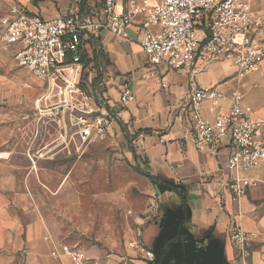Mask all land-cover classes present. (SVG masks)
<instances>
[{
    "label": "crops",
    "instance_id": "1",
    "mask_svg": "<svg viewBox=\"0 0 264 264\" xmlns=\"http://www.w3.org/2000/svg\"><path fill=\"white\" fill-rule=\"evenodd\" d=\"M86 1L0 0V18L17 5L44 20L76 13L91 21L86 54L101 74L103 96L113 115L110 136L97 150L130 157L149 186L147 200L129 213L133 223L124 244L73 242V227L67 222L87 218L88 210L69 173L56 172V164L62 163L63 169L70 164L67 136L56 134V115H42L39 123L31 113L10 114L1 108L23 99L8 98L12 83L7 69L14 67V54L0 48V264H76L64 248L81 251L87 264H119L122 258L129 264H264V162L250 172L232 173L226 169L227 148L217 156L198 151L188 116L191 70L148 63L138 40L143 15H135L132 25L116 34L100 27L105 19L96 20ZM254 8L264 16V0ZM128 10L129 0L117 1V14ZM194 76L202 86L217 87L228 96L240 92L248 117L261 123L264 136V62L259 72L244 79L229 60L197 69ZM123 86L135 95L126 108L119 105ZM24 102L35 105L32 99ZM40 102L54 103L46 98ZM231 106L230 99L205 102L201 114L212 121L219 112L229 113ZM246 176L257 185L239 199L223 189L229 178ZM110 216L116 221L119 213ZM236 226L251 235L248 256L231 239ZM135 243L154 251L157 259L146 261Z\"/></svg>",
    "mask_w": 264,
    "mask_h": 264
},
{
    "label": "built area",
    "instance_id": "2",
    "mask_svg": "<svg viewBox=\"0 0 264 264\" xmlns=\"http://www.w3.org/2000/svg\"><path fill=\"white\" fill-rule=\"evenodd\" d=\"M117 1L87 0L86 6L96 20L105 19L100 27L116 34L131 26L135 15H143L138 40L148 63L154 67L165 65L173 71L191 70L188 116L196 149L217 156L227 148L226 169L232 173H247L259 167L264 162V136L261 123L248 117L243 95L234 92L228 96L217 87L202 86L194 76L197 69L204 71L221 60L231 61L240 79L260 71L264 62V16L254 8L258 0H129V10L121 14L116 13ZM90 26L91 21L76 13L44 20L30 16L17 5L0 18L3 41L7 47H16L18 65L48 84L51 94L46 99L54 103L44 116L66 114L64 136L75 129L79 140L87 144L106 141L113 123L109 100L101 89L103 83L93 90L90 85L94 81L87 79L85 84L94 91L92 94L82 86L84 65L80 59L87 52ZM226 99L232 103L229 113L219 112L212 121L202 117L203 103L218 104ZM134 101L133 91L123 86L119 105L126 108ZM65 147L70 154V141ZM255 185L257 181L249 176L233 177L223 189L239 199ZM231 239L241 246L245 256L249 255L251 235L236 226ZM135 245L146 261L156 260L152 250ZM64 250L76 264L89 261L81 251ZM129 263L122 258L119 264Z\"/></svg>",
    "mask_w": 264,
    "mask_h": 264
},
{
    "label": "rangeland",
    "instance_id": "3",
    "mask_svg": "<svg viewBox=\"0 0 264 264\" xmlns=\"http://www.w3.org/2000/svg\"><path fill=\"white\" fill-rule=\"evenodd\" d=\"M1 33L0 30V48L7 52L13 51L11 53L14 54V67L7 69V79L9 83H12V88L7 92L8 98L24 101L32 99L35 102V105H31L22 100L17 104H8L1 108L10 114L31 113L40 119L39 123H42L44 120L42 115L51 104L40 102V100L47 98L51 91L49 92L44 81L36 79L18 65L15 59L16 47H7ZM99 74V70L90 64L87 67L84 66L82 86L88 89L89 94L94 91L91 92V88L84 83L87 79L95 81ZM99 82L102 83V80L99 79ZM103 87H101L102 92L105 90ZM63 118L68 123L66 114H57L54 118L57 121L54 123L57 135L60 131L64 134ZM70 130L67 137L71 146V153H67L70 164L65 165L66 169H63L62 163L56 164V172L60 175L64 171L69 173L73 188L86 197L88 210L87 218L79 220L72 217L67 222L70 227H73L70 229L73 242L81 246L122 245L129 236L128 230L133 223L129 213H132L140 202L143 204L142 201L147 200L149 186L141 172L133 165L130 157L127 158L125 154L117 157L113 153H103L97 150L99 146L105 145L107 140L92 144L83 143L76 136L75 129ZM78 148L79 151L76 150ZM110 213H119L116 221L111 219ZM67 224H62L64 231H68ZM112 224H114L113 227Z\"/></svg>",
    "mask_w": 264,
    "mask_h": 264
},
{
    "label": "trees",
    "instance_id": "4",
    "mask_svg": "<svg viewBox=\"0 0 264 264\" xmlns=\"http://www.w3.org/2000/svg\"><path fill=\"white\" fill-rule=\"evenodd\" d=\"M69 60H72V58H70ZM80 62L83 63V65L85 67H87L89 64H90V60L88 59V56L86 54V52L84 53L83 57L80 59ZM101 76V74H99V77ZM99 77H97V79H95V81L93 82L92 85H90V87L93 89V90H96V86L98 85L99 83ZM85 84V83H84Z\"/></svg>",
    "mask_w": 264,
    "mask_h": 264
},
{
    "label": "water",
    "instance_id": "5",
    "mask_svg": "<svg viewBox=\"0 0 264 264\" xmlns=\"http://www.w3.org/2000/svg\"><path fill=\"white\" fill-rule=\"evenodd\" d=\"M154 252V251H153ZM155 253V252H154ZM155 255H156V259H157V254L155 253Z\"/></svg>",
    "mask_w": 264,
    "mask_h": 264
}]
</instances>
